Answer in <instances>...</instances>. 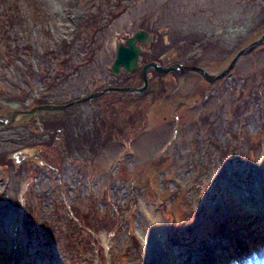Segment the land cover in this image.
Wrapping results in <instances>:
<instances>
[{
    "label": "rangeland",
    "instance_id": "1",
    "mask_svg": "<svg viewBox=\"0 0 264 264\" xmlns=\"http://www.w3.org/2000/svg\"><path fill=\"white\" fill-rule=\"evenodd\" d=\"M14 1L0 33V119L37 99L67 105L140 87L110 73L117 45L140 30L152 37L140 64L214 76L264 35V0ZM103 122L114 137L99 140ZM55 135L42 149L63 154L59 171L30 149ZM19 151L17 168L8 155ZM0 264H264V45L212 84L150 70L145 93L0 126Z\"/></svg>",
    "mask_w": 264,
    "mask_h": 264
},
{
    "label": "water",
    "instance_id": "2",
    "mask_svg": "<svg viewBox=\"0 0 264 264\" xmlns=\"http://www.w3.org/2000/svg\"><path fill=\"white\" fill-rule=\"evenodd\" d=\"M152 42V37L149 36L145 31H137L132 37L128 38L125 43H119L117 46L116 57L111 66V72L114 75H118L121 70L125 71L127 74L138 70L140 71V78L142 80L143 85L139 88L134 87H106L97 92H94L88 95L85 98L79 99L67 105H42L31 109L30 111L22 112V111H14L11 115L10 119H0V126L7 127L12 123H15L21 116L31 115L36 111L44 110V111H62L67 107L74 106L77 104H82L88 102L92 99L98 98L107 93L116 92V93H131V94H141L145 93L148 90L149 80H148V71L153 69L155 72L160 74H182L187 72H196L201 75L207 82L210 84L217 82L222 79L234 68L236 62L241 58L257 47L264 45V35L258 40L250 44L249 46L241 49L236 57L231 61L230 65L222 71L219 75H209L204 70L194 67V66H183L178 63H174L168 67L160 66L156 62H148L144 64L141 68L139 65V56L142 54V45H148ZM24 151V150H23ZM26 152H16L9 155V158L13 160L16 166L20 164V162L25 159Z\"/></svg>",
    "mask_w": 264,
    "mask_h": 264
},
{
    "label": "trees",
    "instance_id": "3",
    "mask_svg": "<svg viewBox=\"0 0 264 264\" xmlns=\"http://www.w3.org/2000/svg\"><path fill=\"white\" fill-rule=\"evenodd\" d=\"M0 5H1V7H0V9H1L0 10V33H1V30H5V27L10 26L9 24L11 22V19H10L11 16H14L15 14H17L18 11H17V4L14 0L12 1L13 8L12 7L11 8L6 7V3L4 1H2L0 3ZM94 27H96V26L90 25L87 28L93 29ZM96 30H97V28H96ZM96 30L94 29V31H92L91 34L96 35V32H97ZM137 76L138 75L136 73H134V74L130 75L129 77H125L124 80L126 82L131 81V80H134L135 77H137ZM126 85H128V83H126ZM42 100H44V99H37V101L35 103L40 105L43 102ZM130 121H132V120H130ZM141 121L142 120L139 119V120L133 121V124L132 123H128V124L126 123L123 126L124 128L122 130L118 131V134L119 135L124 134L122 139H125L127 137V135L129 134V132H133V130L135 129L136 122L140 123ZM31 123L34 124L35 126H38V128H37L38 131L41 132V130H43L40 127L41 121L34 120ZM112 127H114V124ZM42 128H44V127H42ZM130 129L132 131H130ZM114 135H115V133H114L113 128L107 129L106 124L104 122L99 124V131H98L99 140H106L107 139L106 137H108V136L114 137ZM56 137H58V135H55L53 137V143H52V140L50 138L48 141L51 140V142L43 141L41 144H36L34 146H31V147L38 149V155L41 156L40 161H42L46 166H48L50 168H54V169L59 171V169H61V161H62L61 159L63 158V154L60 153L59 151H57L55 156L52 157V159H49V158H47V156H51V153H48L42 149L43 147H45L46 149L53 148L54 143H57ZM89 224L91 226V223H89ZM106 225H108L110 227V230H112L114 228V223H112L111 220H107Z\"/></svg>",
    "mask_w": 264,
    "mask_h": 264
},
{
    "label": "bare ground",
    "instance_id": "4",
    "mask_svg": "<svg viewBox=\"0 0 264 264\" xmlns=\"http://www.w3.org/2000/svg\"><path fill=\"white\" fill-rule=\"evenodd\" d=\"M150 226L156 235H159L163 232V224L156 216H152V219H150Z\"/></svg>",
    "mask_w": 264,
    "mask_h": 264
}]
</instances>
